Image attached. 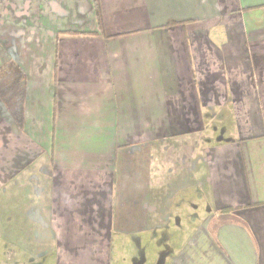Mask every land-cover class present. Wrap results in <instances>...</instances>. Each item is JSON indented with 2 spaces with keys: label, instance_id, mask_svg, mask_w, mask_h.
I'll return each instance as SVG.
<instances>
[{
  "label": "crops",
  "instance_id": "obj_1",
  "mask_svg": "<svg viewBox=\"0 0 264 264\" xmlns=\"http://www.w3.org/2000/svg\"><path fill=\"white\" fill-rule=\"evenodd\" d=\"M10 61L0 264H264V0H0Z\"/></svg>",
  "mask_w": 264,
  "mask_h": 264
},
{
  "label": "trees",
  "instance_id": "obj_2",
  "mask_svg": "<svg viewBox=\"0 0 264 264\" xmlns=\"http://www.w3.org/2000/svg\"><path fill=\"white\" fill-rule=\"evenodd\" d=\"M26 85L27 78L19 64L10 61L0 67V97L18 120L23 116Z\"/></svg>",
  "mask_w": 264,
  "mask_h": 264
}]
</instances>
